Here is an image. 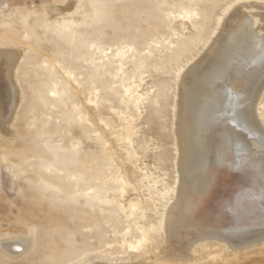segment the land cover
Returning <instances> with one entry per match:
<instances>
[{"label": "rangeland", "instance_id": "obj_1", "mask_svg": "<svg viewBox=\"0 0 264 264\" xmlns=\"http://www.w3.org/2000/svg\"><path fill=\"white\" fill-rule=\"evenodd\" d=\"M250 3L264 0L0 1V54L20 55L2 74L13 102L0 109V242L25 243L18 255L1 250L0 264H264V238L201 240L190 254L165 256L163 220L177 196H159L181 179L179 79L226 15ZM262 90L254 112L264 129ZM119 157L143 171L128 179ZM234 179L220 178L214 196L236 189ZM150 197V211L134 207ZM152 224L147 246L131 250L126 242Z\"/></svg>", "mask_w": 264, "mask_h": 264}, {"label": "bare ground", "instance_id": "obj_2", "mask_svg": "<svg viewBox=\"0 0 264 264\" xmlns=\"http://www.w3.org/2000/svg\"><path fill=\"white\" fill-rule=\"evenodd\" d=\"M263 4H241L226 13L222 31L205 57L181 76L179 83L176 81L179 100L173 104V132L178 153L175 167L181 179H176V190L164 184V192L159 194L163 199H170L173 193L177 196L163 220L168 244L163 251L165 256L189 253L192 245L201 240L215 238L239 246L264 238V129L254 112L264 87ZM68 27L62 25L63 29ZM19 56L16 53L12 61L16 62ZM10 61L0 54L2 112L13 102L12 88L2 75ZM132 102L138 108L140 95L134 96ZM125 120L128 121L127 117ZM128 123L133 129V124ZM128 140L133 144L130 137ZM161 159L166 163L168 156ZM118 160L126 177L135 168L143 171L131 158L130 163L120 157ZM232 174L238 175L234 179L236 189H230L225 196L224 192L214 196L220 178L224 181ZM155 206L150 197L145 201L139 199L134 207L145 214ZM155 228L154 224L149 228L141 226L140 240L137 244L126 242L129 248L140 251L147 246ZM24 244L0 242V251L18 255Z\"/></svg>", "mask_w": 264, "mask_h": 264}]
</instances>
